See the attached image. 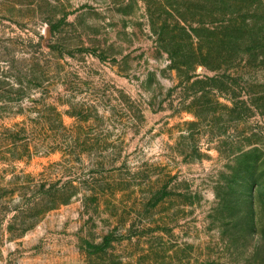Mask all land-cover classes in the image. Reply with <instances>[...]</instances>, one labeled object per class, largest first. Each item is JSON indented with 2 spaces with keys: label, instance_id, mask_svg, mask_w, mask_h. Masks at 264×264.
Segmentation results:
<instances>
[{
  "label": "rangeland",
  "instance_id": "rangeland-1",
  "mask_svg": "<svg viewBox=\"0 0 264 264\" xmlns=\"http://www.w3.org/2000/svg\"><path fill=\"white\" fill-rule=\"evenodd\" d=\"M239 1L0 0V264H264V0Z\"/></svg>",
  "mask_w": 264,
  "mask_h": 264
},
{
  "label": "trees",
  "instance_id": "trees-1",
  "mask_svg": "<svg viewBox=\"0 0 264 264\" xmlns=\"http://www.w3.org/2000/svg\"><path fill=\"white\" fill-rule=\"evenodd\" d=\"M238 4L240 5H248L247 1L244 0H240L238 2ZM244 11L242 9L239 8H231V9H218V10H214L213 15H215L216 13L219 14L220 19L215 21L217 18L215 16L214 17V21L210 24V32H211V39L213 40L212 42H221L222 44H229V42L231 41V38L235 39L237 38V36H239L240 31H237L238 28H240V23H239V19H240V13ZM181 22H185L183 21V19L179 18V22L177 21V26L180 27V23ZM187 31V29H185V32ZM211 42V43H212ZM216 52H211L212 56L217 53ZM177 58V57H176ZM229 58H236V54L232 53V54H228L227 56H219L217 57V63H230L231 60ZM44 92L47 90L46 87L41 88ZM29 101L31 102V104L37 105L35 106L36 110L35 112L38 114H43L44 109V105L46 104L45 102H47V100L45 98H42L41 101L35 100L33 97L29 96ZM2 103V102H1ZM0 103V104H1ZM42 106V108H41ZM0 108H4V104L3 106H1Z\"/></svg>",
  "mask_w": 264,
  "mask_h": 264
}]
</instances>
